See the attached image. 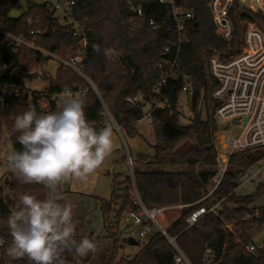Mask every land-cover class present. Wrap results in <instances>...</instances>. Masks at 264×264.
<instances>
[{"label":"trees","instance_id":"trees-1","mask_svg":"<svg viewBox=\"0 0 264 264\" xmlns=\"http://www.w3.org/2000/svg\"><path fill=\"white\" fill-rule=\"evenodd\" d=\"M209 1L181 0L185 7L193 11L189 23L190 41L183 45L181 53L185 70L195 83V94L191 98L193 117L187 126L178 123L182 96L179 89L169 88L165 91L167 102L164 107L154 110L151 130L145 133L147 136L138 128L145 115L143 105L128 101L139 94L150 99L163 73L159 68L161 54L173 41L171 35L150 28L151 18L160 19L165 14L164 6L156 0H78L73 16L85 28L88 38L82 71L95 84L102 98L80 74L62 66L55 75L43 74L42 79L48 83L45 89L47 96L59 94L68 88L75 89V86L87 90L86 94H81L85 98V113L97 130L108 124L114 128L108 111L128 138L141 137L154 150L153 156L138 154L136 158L132 157L133 176L112 174L111 197L99 198L105 226L116 245L120 240L122 215L129 209L138 210L132 197V190L136 189L147 207L189 205L168 230L170 235L177 237V244L193 264H204L207 247L216 252L219 264H264L262 254L253 255L238 243V240H251L264 224V206L251 208V204L264 195V180L256 185L251 194L239 195L236 179L241 169L262 158L264 151L234 155L216 197V201L225 198L218 213H208L191 227L185 221L186 216L198 206L196 202L202 198L204 187L212 178L216 165L218 126L214 115L219 103L211 96L217 81L211 77L207 61L213 55L230 59L241 51L244 19L257 20L264 31L263 17L234 5L230 11L235 26L234 39L230 43L221 40L215 34ZM139 5L144 10L143 18L136 17L132 10V6ZM28 8V12L12 18L0 6V21L16 34L27 29L29 17L34 21L31 29L44 31L51 26L53 32L49 36L42 35L38 44L60 58L73 56L79 46V38L74 36L71 26H60L52 13L42 5L30 3ZM133 22L136 23L135 29H132ZM94 45L100 47L99 52L94 50ZM11 46L8 42L3 49L14 75L0 78V88L7 84H23L15 74L19 71L23 74L40 69L41 55L38 52L25 48L14 52ZM104 49L113 50L111 58L104 55ZM30 101L28 95L22 93L0 97V142L7 126L14 151L21 149L16 139L19 133L13 131L14 120L17 115L32 109ZM202 107L207 112L205 119L202 118ZM57 110L59 108L51 102L48 112ZM122 161L127 164L128 157L125 156ZM144 166L155 169L144 170ZM63 187L60 193L66 199L68 191ZM24 194L44 199L47 190L43 185L21 183L12 172L4 182L0 180V241L3 242L0 245V264H5L2 255L6 254L5 249L11 243L7 219ZM256 210L260 212L259 218L255 216ZM112 216L115 222L111 220ZM232 222L235 223L234 232L229 233L225 230V223ZM175 255L167 239L156 233L131 259L116 262L117 255L113 254L107 264H175ZM62 258L65 264H85L73 251L66 250ZM12 264L31 262L24 258L12 260Z\"/></svg>","mask_w":264,"mask_h":264},{"label":"built area","instance_id":"built-area-1","mask_svg":"<svg viewBox=\"0 0 264 264\" xmlns=\"http://www.w3.org/2000/svg\"><path fill=\"white\" fill-rule=\"evenodd\" d=\"M156 1L164 6L165 14L160 19L151 18L149 20L150 28L155 32L171 35L173 41L165 47L161 54L159 68L163 73L153 88L150 99H146L142 94L128 99L131 103L140 102L143 105L145 115L141 121L145 120L149 124L153 122L154 110L165 106L167 102L165 91L169 88L179 89L182 95H186L190 99L195 94L194 80L186 72L181 60L183 45L190 41L189 23L193 18V11L185 7L181 0ZM77 2L78 0H0V6L4 7L6 13L12 18H18L13 16L12 12L19 6L23 5L25 7L24 13H26L30 3L42 5L52 13L60 26H71L74 36L79 38L76 53L69 59H63L38 44L46 30L31 29L34 22L31 17L27 18V29L21 34L8 30L0 21V78L14 75L10 71L3 49L10 42L14 52H19L25 48L41 55L40 69L34 71L39 73V78L44 74L45 65L54 60L58 63L57 69L62 66L67 70L77 72L90 84L91 89L102 98L95 84L82 71V61L88 45V38L85 28L73 16ZM234 5L254 14H259L264 18V9H260L257 0H210L208 7L215 26V34L227 43L232 42L235 36V26L230 16V11ZM254 5L256 11L252 10ZM132 10L136 17L143 18L144 10L141 5L132 6ZM135 27L136 23L133 22L132 29ZM242 27L244 29L243 46L238 54L230 59H224L221 55H213L207 61L210 75L217 81V86L211 93L213 100L219 103L214 115L216 123L221 121L227 125L238 126L242 131L238 136H232L217 130L214 174L205 185L202 198L196 202L198 206L185 218L189 227L198 223L208 213H218L225 198L216 201V197L230 169L232 157L239 153L264 151V31L255 19H244ZM15 74L22 79L23 84L5 85L0 88V97L4 98L7 94H26L31 100L30 107L38 110L39 113H47L50 110L51 102L60 108L61 98L66 97L69 93L73 96L87 93V90H80L75 86V89L68 88L59 94L47 96L45 93V89L48 87L47 82L46 87L33 89L25 84V73L22 74L19 71ZM107 114L114 128L122 130L108 111ZM234 120L237 122L233 123ZM256 162L241 169L236 177L239 184L238 189L245 183L253 181L264 171V168L254 171L253 166ZM127 164L133 167L131 156L128 157ZM134 203L138 210H127L123 214L124 221L139 227L140 236L143 238L149 235L153 227H156L158 233L167 239L176 252L175 264H193L177 244V237L170 235L168 228L163 225L165 215L171 206L147 207L136 189ZM187 206L189 205H177L179 209H184ZM255 216L260 217L258 210L255 211ZM246 218L249 219L250 216L247 215ZM234 226V222L225 223V230L232 233ZM238 243L253 255L262 254L264 256V224L251 240H238ZM203 263L219 264L216 252L212 248L207 247Z\"/></svg>","mask_w":264,"mask_h":264},{"label":"clouds","instance_id":"clouds-1","mask_svg":"<svg viewBox=\"0 0 264 264\" xmlns=\"http://www.w3.org/2000/svg\"><path fill=\"white\" fill-rule=\"evenodd\" d=\"M264 9V0H257ZM256 11V6L252 8ZM99 52L100 47L94 45ZM111 58L112 49H104ZM57 111L38 113L34 109L15 117L13 131L21 149L6 157V170L21 183L43 185L46 197L20 196L18 207L7 219L11 243L7 256L15 261L27 258L31 264H65L63 253L73 251L83 258L98 251L87 236L75 239L74 205L60 193L64 184H86L97 175L114 150L111 124L97 130L87 119L85 98L69 93L61 98ZM3 242L0 241V245Z\"/></svg>","mask_w":264,"mask_h":264},{"label":"rangeland","instance_id":"rangeland-1","mask_svg":"<svg viewBox=\"0 0 264 264\" xmlns=\"http://www.w3.org/2000/svg\"><path fill=\"white\" fill-rule=\"evenodd\" d=\"M25 12V7L19 6L12 15L15 17L21 16ZM58 67V63L54 60L49 61L44 68V74L55 75V71ZM41 78V79H40ZM38 80H32L26 78L24 80L25 84L33 89H42L46 87L47 83L40 77ZM180 111L181 115L178 123L183 126L191 124V119L193 117L191 109V99L186 95H182L180 98ZM207 117V112L204 107H202V118ZM218 129L226 134H231L232 136H238L242 129L238 126L227 125L224 122H217ZM138 128L142 133H147V130H151V125L145 120L138 123ZM146 135V134H145ZM147 136V135H146ZM126 140L131 145V152L134 158L138 154H145L152 156L154 150L149 146V144L141 137L128 138ZM120 155L116 158L109 157L105 165L98 171L97 175L92 177V193L79 194V193H67L66 200L74 205V218L73 222L75 224L76 235L75 239L79 240L84 236L89 239L94 240L98 245V251L95 253H89L88 256L81 258L80 261L85 264H107L109 259L113 254L117 255V261L122 263L127 259H131L133 256L138 254L145 244H147L150 239L158 233L156 227L151 229L149 235L145 238L140 236V228L132 224L126 223L124 221L123 215L121 217V223L119 226L120 240L118 245L115 244L111 233L107 231L105 226V221L100 209L99 198L109 199L112 194V183L113 175L120 174L126 176H133V167L126 164L123 158L128 155L125 144L120 140ZM13 145L10 140V129L5 126L2 139L0 142V180L4 182L10 173L6 170V157L8 154L13 152ZM259 152V151H257ZM255 152V153H257ZM107 165V168L105 167ZM144 170H154V167H142ZM264 168V158L259 159L253 166L254 171H259ZM103 169V170H102ZM108 172V173H107ZM106 173V174H105ZM102 174V175H101ZM264 180V171L261 172L253 181L247 182L238 189L239 195L251 194L256 185ZM135 196V189L132 190V197ZM181 205V204H180ZM176 206V207H173ZM167 211L163 225L165 227H170L176 220L181 217L183 209H179L177 205H173ZM264 206V195L251 204V208ZM111 220L115 222L114 216ZM130 238H133L137 243L131 244ZM1 256V254H0ZM5 264H12V260L7 256V254L2 255Z\"/></svg>","mask_w":264,"mask_h":264},{"label":"crops","instance_id":"crops-1","mask_svg":"<svg viewBox=\"0 0 264 264\" xmlns=\"http://www.w3.org/2000/svg\"><path fill=\"white\" fill-rule=\"evenodd\" d=\"M120 140L125 144L126 150H127V157L131 156L134 157L133 153L131 152V145L126 140V134L124 133L123 130H117L114 128V150L113 153L110 157L116 158L117 156L120 155ZM154 155V154H153ZM152 155V156H153ZM107 168V165L105 166ZM103 170V169H102ZM108 173V172H107ZM106 174V173H105ZM102 175V174H101ZM92 177L89 178L88 182L86 184H64L63 189L65 191H68V193H79V194H88L92 193ZM102 198V197H100ZM106 199V198H104Z\"/></svg>","mask_w":264,"mask_h":264},{"label":"water","instance_id":"water-1","mask_svg":"<svg viewBox=\"0 0 264 264\" xmlns=\"http://www.w3.org/2000/svg\"><path fill=\"white\" fill-rule=\"evenodd\" d=\"M53 32V28L51 26H49L46 30V32L43 34L44 36H49L51 33ZM26 78L28 79H38L39 78V73L38 72H32V73H25L24 74ZM247 121V119L245 120V122ZM237 121L234 120L233 123H236ZM130 243L131 244H136L137 242L133 239L130 238Z\"/></svg>","mask_w":264,"mask_h":264}]
</instances>
